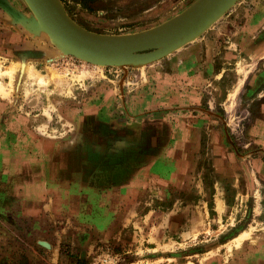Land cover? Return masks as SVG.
<instances>
[{
    "label": "rangeland",
    "instance_id": "374dc122",
    "mask_svg": "<svg viewBox=\"0 0 264 264\" xmlns=\"http://www.w3.org/2000/svg\"><path fill=\"white\" fill-rule=\"evenodd\" d=\"M245 1L190 44L207 32L227 41L233 23L216 27ZM56 2L86 31L124 37L201 0ZM152 65L62 54L26 0H0V264H250L264 243V182L242 157L233 171L235 127L214 111L191 131L174 126L179 113L112 111L128 79L152 89Z\"/></svg>",
    "mask_w": 264,
    "mask_h": 264
},
{
    "label": "crops",
    "instance_id": "0c3cea01",
    "mask_svg": "<svg viewBox=\"0 0 264 264\" xmlns=\"http://www.w3.org/2000/svg\"><path fill=\"white\" fill-rule=\"evenodd\" d=\"M225 22L216 30L219 35L220 31L225 35L227 23L232 22L233 30L226 36L227 41L223 38L221 43L220 37L213 41L209 39L211 33L207 32L181 51L153 63L149 73L152 89L134 91V86L130 85L132 79H128V85L125 84L128 91H121L118 97L112 91L116 102L112 111L127 113V117H140L149 112H156L157 116L170 113L178 116L179 113L185 119L174 122V126L187 131L194 130L195 123L204 120L200 111H214L216 119L235 127L237 138L233 136L232 140L237 146L238 159L233 158V171H239L242 157L255 179L264 182V0L245 1ZM195 50H199L196 59L190 57ZM180 63L184 67H179ZM244 72L247 76L236 94L235 112L227 117L229 97L237 90ZM261 235H255L254 239L259 241ZM258 245L251 250L254 258L250 264L264 262V243L259 241Z\"/></svg>",
    "mask_w": 264,
    "mask_h": 264
},
{
    "label": "water",
    "instance_id": "95a60500",
    "mask_svg": "<svg viewBox=\"0 0 264 264\" xmlns=\"http://www.w3.org/2000/svg\"><path fill=\"white\" fill-rule=\"evenodd\" d=\"M62 54L87 58L96 64L142 68L190 44L208 25L222 18L237 0H201L190 12L166 26L132 36H104L73 22L56 0H26ZM232 6V7H231ZM203 34V33H202Z\"/></svg>",
    "mask_w": 264,
    "mask_h": 264
},
{
    "label": "bare ground",
    "instance_id": "6f19581e",
    "mask_svg": "<svg viewBox=\"0 0 264 264\" xmlns=\"http://www.w3.org/2000/svg\"><path fill=\"white\" fill-rule=\"evenodd\" d=\"M237 1H238V0H237ZM231 7H232V6H231ZM210 25H211V24H210ZM210 25H208V26L206 27V29H207ZM206 29H205V30H206ZM205 30H204V31H205ZM204 31H203V32H204ZM203 32H202V33H203ZM202 33H201V34H202ZM199 35H200V34H199ZM199 35H198V36H199ZM198 36H196V37H194L193 39H191L190 42L193 41V40H195ZM246 76H247V72H244V73H243V78H242V79L239 81V83H238V87H237L238 89L241 87V84H242V82H243V80L245 79ZM238 89H237L236 91H234V93L231 95V97H230L231 99L235 98V95H236Z\"/></svg>",
    "mask_w": 264,
    "mask_h": 264
},
{
    "label": "flooded vegetation",
    "instance_id": "af4514ba",
    "mask_svg": "<svg viewBox=\"0 0 264 264\" xmlns=\"http://www.w3.org/2000/svg\"><path fill=\"white\" fill-rule=\"evenodd\" d=\"M146 137H148V139L150 138V139H154V138H158V137H155V135H153L152 137H150V135H147Z\"/></svg>",
    "mask_w": 264,
    "mask_h": 264
}]
</instances>
